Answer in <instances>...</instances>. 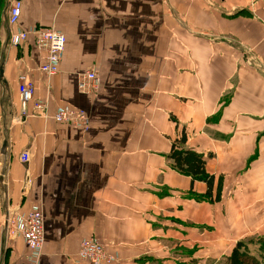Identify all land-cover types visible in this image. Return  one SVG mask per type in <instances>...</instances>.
<instances>
[{"label":"crops","instance_id":"1","mask_svg":"<svg viewBox=\"0 0 264 264\" xmlns=\"http://www.w3.org/2000/svg\"><path fill=\"white\" fill-rule=\"evenodd\" d=\"M12 2L0 0V264H27L8 220L36 202L45 214L39 264H80L90 236L116 256L110 264H229L243 240L258 258L264 0H21L14 27ZM34 26L67 37L55 76L40 71L34 34L11 45L13 30ZM92 69L102 80L94 94L78 87ZM23 72L47 117L23 114ZM59 107L84 109L90 126L57 122ZM183 133L214 176L208 198V183L169 158Z\"/></svg>","mask_w":264,"mask_h":264},{"label":"built area","instance_id":"2","mask_svg":"<svg viewBox=\"0 0 264 264\" xmlns=\"http://www.w3.org/2000/svg\"><path fill=\"white\" fill-rule=\"evenodd\" d=\"M22 12L21 0H13L9 13V24L17 25ZM30 34L36 37V46L44 51V60L39 66L43 74L48 77L60 72L61 61L65 51L67 37L63 31L55 26H34L29 29L13 30L10 37L11 45L18 47L23 44ZM249 65L253 60L248 59ZM19 93L22 101L23 114L48 116L49 103L35 99V81L28 72H23L18 77ZM102 85L100 75L94 70H87L80 76L78 87L80 90L94 94ZM33 104V112L30 114L29 105ZM57 122H68L87 129L90 126V116L84 109L59 107L53 114ZM21 159L29 160V152H23ZM24 192L27 193V187ZM8 235L11 238L21 237L30 250L27 264H39L45 242V214L39 203H34L30 210L19 212L8 220ZM80 264H110L116 260V256L107 251V246L99 238L90 236L85 238L78 252Z\"/></svg>","mask_w":264,"mask_h":264},{"label":"trees","instance_id":"3","mask_svg":"<svg viewBox=\"0 0 264 264\" xmlns=\"http://www.w3.org/2000/svg\"><path fill=\"white\" fill-rule=\"evenodd\" d=\"M186 143L187 134L183 133L181 138L173 143L169 158L172 160L173 167L181 173L192 176L193 180H201L208 183L209 193L205 195L208 198L212 193L214 176L207 171L205 155L186 147ZM228 261L229 264H260L259 258L248 253L244 240L238 242L228 257Z\"/></svg>","mask_w":264,"mask_h":264},{"label":"rangeland","instance_id":"4","mask_svg":"<svg viewBox=\"0 0 264 264\" xmlns=\"http://www.w3.org/2000/svg\"><path fill=\"white\" fill-rule=\"evenodd\" d=\"M253 245L254 246L252 251L255 252V247H256V251L258 250V254L256 255L259 256L258 258L260 260V264H264V240L260 238L254 239Z\"/></svg>","mask_w":264,"mask_h":264}]
</instances>
